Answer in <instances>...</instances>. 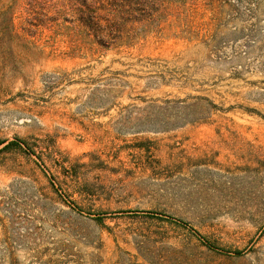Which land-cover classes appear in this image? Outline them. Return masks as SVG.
I'll return each mask as SVG.
<instances>
[{
	"label": "rangeland",
	"instance_id": "obj_1",
	"mask_svg": "<svg viewBox=\"0 0 264 264\" xmlns=\"http://www.w3.org/2000/svg\"><path fill=\"white\" fill-rule=\"evenodd\" d=\"M106 1L0 0V264H264V0Z\"/></svg>",
	"mask_w": 264,
	"mask_h": 264
},
{
	"label": "trees",
	"instance_id": "obj_2",
	"mask_svg": "<svg viewBox=\"0 0 264 264\" xmlns=\"http://www.w3.org/2000/svg\"><path fill=\"white\" fill-rule=\"evenodd\" d=\"M99 5H98V10L100 11H104L108 14H111L112 12L115 13L116 9H114L112 7V4L109 3L108 1L106 0H99ZM100 21L103 20L104 18L103 17H100L99 18ZM99 37L100 39V43L102 45H109V44H119L121 43L123 40V38L121 36H110L108 34H101ZM5 143V140H0V145L4 144ZM12 147H16V148H19V149H22V142L21 140H12V141H9V142H6L1 148L0 150H7V149H10Z\"/></svg>",
	"mask_w": 264,
	"mask_h": 264
}]
</instances>
